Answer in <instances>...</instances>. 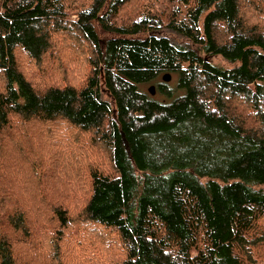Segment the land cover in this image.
I'll use <instances>...</instances> for the list:
<instances>
[{
    "label": "trees",
    "instance_id": "obj_1",
    "mask_svg": "<svg viewBox=\"0 0 264 264\" xmlns=\"http://www.w3.org/2000/svg\"><path fill=\"white\" fill-rule=\"evenodd\" d=\"M247 1L0 0V264H74L75 222L114 234V264L263 261L264 12L248 19ZM163 26L190 49L149 33ZM74 42L80 83L26 75ZM59 121L87 136L83 169L24 144Z\"/></svg>",
    "mask_w": 264,
    "mask_h": 264
},
{
    "label": "rangeland",
    "instance_id": "obj_2",
    "mask_svg": "<svg viewBox=\"0 0 264 264\" xmlns=\"http://www.w3.org/2000/svg\"><path fill=\"white\" fill-rule=\"evenodd\" d=\"M132 3L142 10L150 8L148 7L149 0H132ZM244 5L246 7L244 13L248 19L254 21L258 18H262L264 6L258 0L247 1ZM167 12L169 13V9ZM75 18L76 15H72L70 20ZM257 26L260 30L262 29L261 24ZM149 33L157 37L167 38L170 43L179 49H190L191 47L190 42L185 37L166 26L158 29H152ZM78 43L79 42H74V48H70V46L65 44L57 46L55 48L57 59L56 65L50 70L48 68V61L51 59H44L42 61V67H39L34 63L25 65L24 71L26 75L34 82L35 85L39 86H42L43 81L59 85L68 82L80 83L83 80V76L86 73L88 66L85 65V49L81 48ZM211 61H214V63L219 65H225V62L218 57L212 58ZM65 64L66 67H64ZM163 75H161V77ZM170 78L171 79L168 84L170 87H174L176 85V76L171 74ZM150 86L151 83L145 86L144 89L146 92ZM52 128V134L51 132L49 134H45L42 130V123L37 122L33 123L31 126H26L25 129L30 130V132L27 134L24 144H26V146L38 155L42 154L43 148L50 153L51 157L56 158L58 161L63 158L64 160H67L69 164L70 162L73 163V167L76 166L79 167V169H83L86 166L82 163V159L85 156L81 155L80 152L86 149L83 141L87 140V136L76 130L74 127L68 126V124L63 121L57 122L54 126H52ZM75 131L79 133H76ZM77 138L80 139L78 142L70 144L73 139ZM88 150H92V153L95 151L92 148ZM90 157L92 161H96L94 160L96 155H91ZM14 171L15 170L8 172V177H10V175L13 176ZM20 176L27 179L26 183L23 184V187L33 186V184L31 185L30 176L27 171L22 172ZM68 176L71 177L70 175ZM71 179L74 182L76 181L77 184L76 177H71ZM41 186H45V181L41 182ZM42 235L48 234L47 232H42ZM112 235L113 237H109L108 239L101 237L92 239L90 238V234H88V232H86L78 224V222H75L70 231L69 246L66 253L74 264H114L124 258L121 259L123 256L121 252L123 253V250H120V247L112 241L115 237L113 233ZM260 264H264V257Z\"/></svg>",
    "mask_w": 264,
    "mask_h": 264
},
{
    "label": "water",
    "instance_id": "obj_3",
    "mask_svg": "<svg viewBox=\"0 0 264 264\" xmlns=\"http://www.w3.org/2000/svg\"><path fill=\"white\" fill-rule=\"evenodd\" d=\"M162 80L163 81H169L170 80V75L169 74H164L163 76H162ZM148 91L151 93V94H154V86L153 85H151L149 88H148Z\"/></svg>",
    "mask_w": 264,
    "mask_h": 264
}]
</instances>
